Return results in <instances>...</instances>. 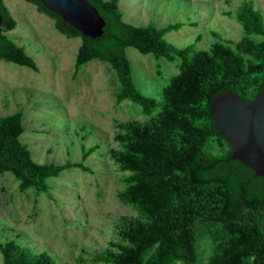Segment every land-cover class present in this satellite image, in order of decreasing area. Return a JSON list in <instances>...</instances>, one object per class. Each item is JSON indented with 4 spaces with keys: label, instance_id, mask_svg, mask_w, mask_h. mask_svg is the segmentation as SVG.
I'll return each instance as SVG.
<instances>
[{
    "label": "trees",
    "instance_id": "obj_1",
    "mask_svg": "<svg viewBox=\"0 0 264 264\" xmlns=\"http://www.w3.org/2000/svg\"><path fill=\"white\" fill-rule=\"evenodd\" d=\"M26 1L54 20L60 34L81 39L75 72L92 60L109 63L121 86L117 104L131 101L150 118L120 124L114 139L121 149L111 152L119 170L129 173L118 198L144 221L123 220L116 227L120 240L93 255L92 262L264 264V177L232 159L233 147L216 129L211 113L212 101L223 93L231 91L252 102L264 85V14L255 3L244 0L235 13H224L242 26L244 36L239 41L228 42L231 46L217 41L211 50H201L197 47L201 36L185 47L166 39L186 24L157 28L126 22L121 0H87L106 22L103 35L96 39L84 36L39 0ZM0 12L4 17L0 61L38 72L33 57L7 35L17 21L4 0ZM128 48L171 63L179 61V73L161 99L137 87ZM24 132L22 113L0 118V173H12L20 191L48 193L47 181L71 169L93 173L84 161L99 146H83L81 162L40 164L21 142ZM205 239L212 252L204 263ZM0 253L3 264H70L57 262L48 252L34 253L15 240L1 244Z\"/></svg>",
    "mask_w": 264,
    "mask_h": 264
},
{
    "label": "rangeland",
    "instance_id": "obj_2",
    "mask_svg": "<svg viewBox=\"0 0 264 264\" xmlns=\"http://www.w3.org/2000/svg\"><path fill=\"white\" fill-rule=\"evenodd\" d=\"M4 1L17 21L7 35L33 57L39 71L0 61V118L23 114L21 142L40 164L81 162L83 146L99 149L84 161L93 173L64 171L47 181L48 193L22 192L12 173H0V245L15 240L34 253L48 252L59 263L102 264L93 263L92 256L120 240L117 225L144 221L118 198L129 173L121 172L112 159L111 152L121 149L114 136L120 124L150 118L131 101L117 104L121 86L109 63L92 60L75 72L80 38L60 34L54 20L26 0ZM243 1L121 0L119 6L124 20L138 27L186 24L166 39L185 47L201 36L197 47L211 50L217 41L230 45L244 36L242 26L224 14L235 13ZM252 1L264 14V0ZM127 55L137 87L161 99L179 73V61L156 59L134 48H128ZM211 252L208 239L203 240L204 263Z\"/></svg>",
    "mask_w": 264,
    "mask_h": 264
},
{
    "label": "water",
    "instance_id": "obj_3",
    "mask_svg": "<svg viewBox=\"0 0 264 264\" xmlns=\"http://www.w3.org/2000/svg\"><path fill=\"white\" fill-rule=\"evenodd\" d=\"M39 1L84 36L96 39L103 35L106 22L87 0ZM0 29H4L1 12ZM211 113L216 129L233 147L232 159L264 177V85L252 102L231 91L223 93L212 101Z\"/></svg>",
    "mask_w": 264,
    "mask_h": 264
}]
</instances>
